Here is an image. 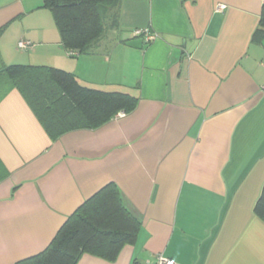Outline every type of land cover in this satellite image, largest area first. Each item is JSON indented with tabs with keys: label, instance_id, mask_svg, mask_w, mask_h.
Returning <instances> with one entry per match:
<instances>
[{
	"label": "crops",
	"instance_id": "1",
	"mask_svg": "<svg viewBox=\"0 0 264 264\" xmlns=\"http://www.w3.org/2000/svg\"><path fill=\"white\" fill-rule=\"evenodd\" d=\"M263 4L120 0L99 42L71 54L45 0H0V69H61L138 97L133 111L54 140L2 74L0 264L45 250L110 183L141 221L138 238L114 261L84 253L77 264H155L159 255L264 264V221L254 211L264 185V35L255 37Z\"/></svg>",
	"mask_w": 264,
	"mask_h": 264
},
{
	"label": "trees",
	"instance_id": "2",
	"mask_svg": "<svg viewBox=\"0 0 264 264\" xmlns=\"http://www.w3.org/2000/svg\"><path fill=\"white\" fill-rule=\"evenodd\" d=\"M120 0H45L54 13L64 45L71 54L87 53L106 32L105 17ZM264 35V4L255 37ZM17 87L51 137L84 128H98L120 111L131 112L138 97L125 90H104L82 83L75 74L24 64L0 69V77ZM5 168L0 161V179ZM264 221V185L254 206ZM141 221L125 206L120 190L110 183L89 198L61 227L42 252L18 264H77L84 253L110 261L126 244L135 243Z\"/></svg>",
	"mask_w": 264,
	"mask_h": 264
},
{
	"label": "built area",
	"instance_id": "3",
	"mask_svg": "<svg viewBox=\"0 0 264 264\" xmlns=\"http://www.w3.org/2000/svg\"><path fill=\"white\" fill-rule=\"evenodd\" d=\"M224 8H225V5L219 6L220 10H222ZM134 34L145 36L146 40H150V39L156 37V34H152L149 29H144V28H138V29L134 30ZM28 45H29V42H26L24 40L19 42L20 48H25ZM155 264H176V262H175V260L168 258L164 255H159Z\"/></svg>",
	"mask_w": 264,
	"mask_h": 264
}]
</instances>
